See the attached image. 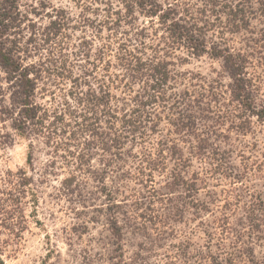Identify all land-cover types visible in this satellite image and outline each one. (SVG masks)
Returning a JSON list of instances; mask_svg holds the SVG:
<instances>
[{
	"label": "rangeland",
	"instance_id": "rangeland-1",
	"mask_svg": "<svg viewBox=\"0 0 264 264\" xmlns=\"http://www.w3.org/2000/svg\"><path fill=\"white\" fill-rule=\"evenodd\" d=\"M201 1L159 0L162 5L180 6L201 5ZM244 1L257 12L249 25L233 32L225 27L223 17L210 27L207 40L249 58L248 76L257 102L264 105V0ZM18 3L41 27L49 23L53 9L66 10L75 20L85 19L64 31L61 38L74 51L65 50L66 57L75 74L80 68L92 72L96 64L100 66L95 75L112 86V106L132 107L129 98L139 83L126 77L116 81L114 74L124 73L118 64L124 48L136 46L169 63L170 94L189 92L192 98L203 94L216 115L206 123L211 126L210 139L208 149L202 151L193 135L175 132L169 121L174 116L168 107L171 101L156 106L157 129L143 139L126 141L119 169L107 172L102 168L104 155H109L96 147L79 172L76 142L64 136L59 144L46 136L19 135L12 143H0V184L8 172L24 169L35 177L39 191L36 215H30V203L25 206L28 227L22 236L0 227L5 264H264V122L250 117L247 127L238 126L241 111L230 94L221 59L168 46L158 18L138 11L134 25L146 27V46L134 41V29L127 22L121 23V32L126 33L110 36L106 28L98 33L104 9L123 10L121 0ZM79 40L85 54L76 48ZM104 43L110 44L105 61H111L105 67L98 63V49ZM45 48L51 46L46 43ZM43 53L51 57L47 50ZM43 76L36 100L52 109L61 105L70 81L52 72ZM90 165L96 173L85 170ZM72 175L77 177L69 190L63 180ZM115 200L119 206L113 205ZM112 218L118 219L120 233L110 229Z\"/></svg>",
	"mask_w": 264,
	"mask_h": 264
},
{
	"label": "trees",
	"instance_id": "trees-1",
	"mask_svg": "<svg viewBox=\"0 0 264 264\" xmlns=\"http://www.w3.org/2000/svg\"><path fill=\"white\" fill-rule=\"evenodd\" d=\"M121 3L123 10L104 9L105 19L99 20L96 27L98 33L104 28L111 33L110 36L126 33L127 30L121 32V23L127 22L134 29V41L146 46V27L134 25L135 14L138 11L148 18H158L168 46L186 48L193 55L207 53L221 59L223 70L230 79V94L241 111V116H237L241 119L239 127H247L250 117L264 122V105L257 102L255 87L247 72L249 58L207 40L210 27L217 20L221 22L223 17L225 27L233 32L246 28L251 17L257 13L251 4L244 0H202L201 5L187 3L183 6L177 2L162 5L159 0H121ZM74 21L84 23L85 19L75 20L72 15H67L66 10L53 9L49 23L41 27L20 8L18 0H0V143H12L19 135L27 138L46 136L51 142L59 144L64 136L76 142L75 158L79 172L85 164H89L86 155L89 157L94 147L109 155L106 157L103 154L106 158L103 165L106 167L102 168V172L114 171L119 169L118 161L123 159L122 149L126 141L143 139L149 132L155 131L159 125L156 106L161 104L165 107L171 101L168 107L174 110V116L169 121L175 126V132L193 135L199 141V150L208 149V128L211 126L206 123L215 118V111L203 94L193 98L189 92L170 94L169 63L155 53L148 55L135 46L132 50L124 48L125 51L118 56V64L124 73L121 76L114 74L116 81L126 77L129 82L137 80L139 83V89L129 98L132 102L129 109L112 106V86L95 75L99 65L96 64L95 71L80 68V72L75 74L73 62L66 57L65 50L72 54L74 51L61 38L64 31L72 28ZM81 41L76 44L78 50H81ZM46 43L52 50L45 48ZM109 47L110 44L104 43L98 49V63L101 62L104 67L111 64V61H105ZM43 50H47L51 57H47ZM34 56L36 58L33 59ZM48 72L70 81L61 105L52 109L36 100L39 81ZM202 122L205 127L199 128ZM32 159L30 155V165ZM93 168L90 165L85 170L96 173V168ZM75 177L65 178L63 185L70 190V182ZM34 182L32 174L20 169L8 172L0 184V227L17 238L28 227L27 203L33 210L30 215H36L39 191ZM113 205L119 206L120 203L115 200ZM110 229L120 233L117 218L110 220ZM2 251L0 245V264H5ZM121 264L131 263L124 261Z\"/></svg>",
	"mask_w": 264,
	"mask_h": 264
}]
</instances>
